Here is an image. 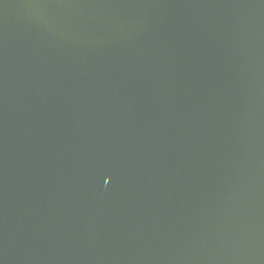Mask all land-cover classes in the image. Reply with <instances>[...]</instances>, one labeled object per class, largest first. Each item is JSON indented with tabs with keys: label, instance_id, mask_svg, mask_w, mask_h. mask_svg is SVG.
<instances>
[{
	"label": "water",
	"instance_id": "obj_1",
	"mask_svg": "<svg viewBox=\"0 0 264 264\" xmlns=\"http://www.w3.org/2000/svg\"><path fill=\"white\" fill-rule=\"evenodd\" d=\"M0 264H264V0H0Z\"/></svg>",
	"mask_w": 264,
	"mask_h": 264
}]
</instances>
